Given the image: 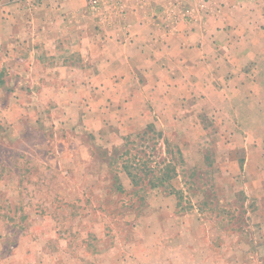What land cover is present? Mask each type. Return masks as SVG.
<instances>
[{"label": "crops", "instance_id": "0c3cea01", "mask_svg": "<svg viewBox=\"0 0 264 264\" xmlns=\"http://www.w3.org/2000/svg\"><path fill=\"white\" fill-rule=\"evenodd\" d=\"M214 114L225 122L220 136H232L223 174L252 171L264 194V0H118L98 14L87 0H0V141H24L34 125L51 133L61 121L72 134L100 140L154 129L192 145ZM70 160L59 168L69 171ZM5 166L0 161V264L207 263L172 256L162 243L170 237L148 240L151 225L165 229L171 216L187 215L175 192H164L163 204L150 188L145 208L131 204L122 246L104 211L88 206L74 232L85 244L76 251L56 200L37 193L40 179L28 183L13 164L2 175ZM119 180L138 191L151 182L124 170ZM138 226L147 238H138Z\"/></svg>", "mask_w": 264, "mask_h": 264}, {"label": "rangeland", "instance_id": "374dc122", "mask_svg": "<svg viewBox=\"0 0 264 264\" xmlns=\"http://www.w3.org/2000/svg\"><path fill=\"white\" fill-rule=\"evenodd\" d=\"M7 97L5 94L1 99ZM11 110L15 112L16 106L12 105ZM223 123L224 120L215 114L209 116V129L200 132L192 145L186 137L175 134L162 136L154 129L149 135L148 132L142 134V130L135 135H122L115 131L107 139L100 140L75 132L72 134L61 121L48 126L51 133H45L34 125L23 130L26 132L24 141H0V161L7 164L2 175L12 172L9 165L13 164V167L25 170L23 174L28 183L40 179L37 193L46 192L50 203L56 200L58 212L70 226L76 251L85 244L83 238L74 232L88 206L102 209L106 229L118 237L121 246L125 243L124 238L132 224L129 222L131 218L126 216L127 209L131 204L138 209L145 208L144 194L151 189L146 184H140L139 191L128 188L127 183L124 186L120 184L123 170L135 175L139 182L150 179L157 184L164 179L166 182L171 180L165 186L153 188L152 196L162 193L161 202L165 204L164 192H175L179 205L183 207L181 212H187V215L171 216L175 221L165 229L151 225L149 241L157 242V235L161 240L170 237L169 240L163 239L162 243L167 242L166 246L172 248V256H187L194 261L205 258L206 264H264L262 186L252 171L244 175L238 168L236 171L227 168L230 176L223 174L222 168L226 169V166L222 164L228 157L225 145L232 140L229 134L221 133L220 136L216 130L221 129ZM214 128L216 132H213ZM4 130L5 127L0 125V139ZM254 138L259 139L258 136ZM21 154L24 155L22 162ZM251 155L255 158L254 152ZM70 158L76 159L75 166L69 171L59 168L61 161L67 166L73 165ZM148 218L150 221L153 219L151 216ZM145 229L136 227L138 238H147ZM90 239L88 243L97 248L100 242ZM167 255L171 256L170 252Z\"/></svg>", "mask_w": 264, "mask_h": 264}, {"label": "built area", "instance_id": "2783aa9c", "mask_svg": "<svg viewBox=\"0 0 264 264\" xmlns=\"http://www.w3.org/2000/svg\"><path fill=\"white\" fill-rule=\"evenodd\" d=\"M118 0H87L89 9L95 13H101L117 3Z\"/></svg>", "mask_w": 264, "mask_h": 264}, {"label": "trees", "instance_id": "16d2710c", "mask_svg": "<svg viewBox=\"0 0 264 264\" xmlns=\"http://www.w3.org/2000/svg\"><path fill=\"white\" fill-rule=\"evenodd\" d=\"M127 172H128L127 174L133 179V181L137 182V180H136V178H135V175L131 174L129 171H127ZM164 182H166V179L159 181L157 184H155V183H153V182L151 181V182H149L148 186H149L150 188H156V187H158V186L163 185ZM119 189H121V188L119 187Z\"/></svg>", "mask_w": 264, "mask_h": 264}]
</instances>
